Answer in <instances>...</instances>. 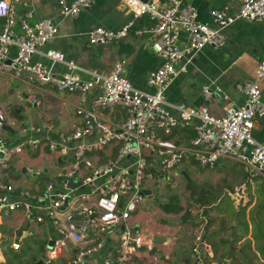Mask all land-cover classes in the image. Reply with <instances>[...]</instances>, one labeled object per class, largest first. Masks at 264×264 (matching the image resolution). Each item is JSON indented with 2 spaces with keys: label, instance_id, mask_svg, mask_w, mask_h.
I'll list each match as a JSON object with an SVG mask.
<instances>
[{
  "label": "built area",
  "instance_id": "2783aa9c",
  "mask_svg": "<svg viewBox=\"0 0 264 264\" xmlns=\"http://www.w3.org/2000/svg\"><path fill=\"white\" fill-rule=\"evenodd\" d=\"M14 1L0 0V77H25L31 87L52 86L59 92L76 93L82 103L90 93L95 94L89 108L77 109L80 125L72 132L56 133L53 124L21 125L0 108V222L20 213L30 227L26 236L48 223L54 234L49 238L53 246L46 250L45 263L65 259L66 264H148L147 260L160 264L155 254L164 243L156 245V238L134 231L128 222L148 200L143 192L176 179L186 160L211 170L224 159L242 165L243 183L231 195L238 203L248 201V184L258 180L264 186V143L253 136L257 120L264 116V54L257 58L255 78L239 86L245 96L243 106H235L215 84L202 88L206 105L198 109L170 103L166 96L170 85L187 73L202 50L225 47L226 28L240 21L264 22V0H240L235 13L226 6L214 10L211 15L216 27L202 23L196 8L185 0H166L164 9L123 0L132 15L128 24L117 32L93 29L88 42L110 45L129 35L139 18L153 19L152 48L161 60L147 78L153 92L136 89L122 75L123 62L107 74L92 73L60 51H43L57 36V26L51 19L35 24L21 20L18 26ZM93 4L94 0H58L65 18H77ZM35 55L48 60L50 66L34 62ZM56 65L66 71L54 73ZM83 72L89 80L82 78ZM215 98L226 103L222 116L210 110ZM18 100L20 104H39L34 94ZM115 109L122 113L120 121L105 116ZM5 126L18 133L19 142H8L3 135ZM189 130L193 135L181 139ZM28 154L40 160V165L24 168L28 177L42 178L33 188L16 185L8 175L13 160ZM51 173L54 182L47 178ZM11 246L18 251L21 244L17 241ZM192 252L195 264H208L207 258L212 256L200 236ZM146 254L153 256L146 259ZM169 255L166 253V260Z\"/></svg>",
  "mask_w": 264,
  "mask_h": 264
},
{
  "label": "crops",
  "instance_id": "0c3cea01",
  "mask_svg": "<svg viewBox=\"0 0 264 264\" xmlns=\"http://www.w3.org/2000/svg\"><path fill=\"white\" fill-rule=\"evenodd\" d=\"M139 1L153 3L159 9L167 7L166 0ZM185 3L194 6L198 12L199 20L210 27H216L211 15L214 10H219L226 6L230 8L232 13H235L240 8V0H185ZM12 5L15 9L18 26L21 20H25L29 24H35L44 19H51L57 26V36L48 42L42 49L43 51L47 49L60 51L65 54L68 60L74 61L83 70L92 73L107 74L113 70L117 63L123 62L122 75L136 89L144 92H153L147 86V78L161 65L159 56L152 48L150 30L156 25L153 19L147 16L139 18L136 22V27L131 30L129 35L110 45L93 46L88 42V33L93 29L101 27L117 32L128 24L132 15L123 0H94V4L84 10L77 18L62 17L58 0H17ZM1 25L2 20L0 19V29ZM138 31L141 34H138ZM224 35L226 37L224 48L214 49L206 47L196 56L193 65L189 67L187 73L178 77L170 85L166 93L167 100L170 103H183L190 108L198 109L206 105L201 93L202 88L206 85L215 84L223 89V92L235 106L244 105L245 96L240 91L239 86H243L255 78L257 58L264 54V22L247 23L240 21L226 28ZM12 53L14 54L15 50ZM33 61H41L45 65L50 66L48 60L40 55H35ZM52 70L58 74L66 71L62 65H56ZM81 76L85 80L90 79L87 73L83 72ZM261 91L264 103V79L261 81ZM30 94L35 95L39 104H20L19 96L26 98ZM0 96L9 98L8 101L0 103V108L5 110L9 118L17 120L21 125L53 124L56 133H65L72 132L80 125L77 109L81 106L89 108L95 94L90 93L87 97V102L82 103L81 97L76 93L59 92L52 86L31 87L25 77L15 79L2 76L0 77ZM209 107L213 115L222 116L226 103L222 98H215L209 104ZM105 116L112 121H120L123 117L122 113L116 109L105 112ZM7 127L9 129L4 130V133L9 134L6 138L8 142L11 144L19 142L18 133L10 132L11 128ZM253 136L258 142L264 143V116L257 120ZM38 165H40V160L36 159L34 155L28 154L23 157H16L8 172L9 179L16 185L33 188L42 178L35 179L33 175L28 177L23 174V170H25V166L36 167ZM197 166L199 165L193 160L184 161L179 168L180 176L184 175L187 177L189 173L196 172L198 170ZM199 167L211 173H216L217 171V167L214 170ZM242 171L243 175L239 179L241 180L240 183H243L244 180V170L242 169ZM256 181L258 180L254 182ZM168 183H172V180H168L163 184L166 185ZM152 197L153 199L146 201H149V203L154 201L153 191ZM146 204L145 202L141 206L140 210L128 222V225L134 231H141L146 236H153L156 240L160 238L165 240L164 245L161 246L162 249L155 256L159 259L160 264H169L172 256L171 245L176 241V232L169 233V229L164 227H161L162 232L152 231L155 223L151 220L150 212L145 210ZM217 212L221 221L226 223L228 216L224 210L220 208ZM224 216L226 217L225 219ZM0 227L16 228V237L20 244H22L21 241H26L33 234H36L39 229L43 230L45 228L48 232L51 230L50 225L47 223L32 230L31 234L26 236V232L30 231V227L28 222L23 220L20 213H14L10 217L3 219L0 222ZM226 227L221 229L219 225L215 229H208L204 232L196 231L197 235L191 238V242L189 241L190 237L187 238L184 235L183 238H179L177 241H180L181 246L191 245V250H193L195 239L200 236L202 241L210 248L212 256L207 259L208 264H212V262L217 260L216 256H214L213 248L220 247V251H225L228 247L234 250L233 247H230L234 240V226L230 227L232 235L228 239L222 237L224 231H228V226ZM238 227L239 225L237 229L241 230ZM231 228H233V231ZM19 234H21V237ZM50 237H48V242H46V250L48 249ZM246 240H248V235L243 238L242 242ZM17 241L8 243L12 245ZM116 241L117 237L115 236L112 240L113 244L111 243L113 247L111 250L115 248ZM166 253L170 254L168 260L165 259ZM152 256L153 254H146L145 258H151ZM147 262L151 264L150 260H147ZM3 263L5 262L3 261Z\"/></svg>",
  "mask_w": 264,
  "mask_h": 264
},
{
  "label": "rangeland",
  "instance_id": "374dc122",
  "mask_svg": "<svg viewBox=\"0 0 264 264\" xmlns=\"http://www.w3.org/2000/svg\"><path fill=\"white\" fill-rule=\"evenodd\" d=\"M6 96H0V103L8 101ZM9 134L4 133V137L7 138ZM194 173H189L187 177L179 175L176 179L172 178V183L164 185L158 183L152 187L153 194L155 196L154 201H146L145 210L151 214V220L154 221L155 226L152 227L154 232H162L161 227L169 229V233L176 232L175 239L171 245V260L169 264H195V258L192 252V246H181L179 238L196 237V231H205L208 229H215L217 226L225 228L228 226V231H224L223 238L228 239L232 234L230 227L234 226L233 242L230 247H227L225 251H220V247L213 248L214 256L217 260L212 264H234L240 262V252L247 255L248 261H254V264H262L260 257L256 260L255 246L260 243L259 248L264 255V213H262V207L257 201L258 190L262 188V184L259 181L254 184H248L246 195L248 201L251 203H238L237 199L231 197L234 196L236 189L241 185L239 180L243 175V167L240 164L229 160H221L217 165L216 173H211L201 169ZM223 174V175H219ZM51 181H55L54 174H50L47 177ZM250 204L247 208L245 204ZM224 210L228 219L226 223L221 221L218 217V209ZM240 221L249 220L248 234L243 230L237 229L238 216ZM226 217L224 216V219ZM225 225V226H223ZM227 228V227H226ZM239 228V227H238ZM53 231L38 230L36 234H33L29 239H26L27 243L33 244V240L42 242L46 246L48 237L53 236ZM254 234V236H253ZM245 235H248V240L242 242ZM255 237V238H254ZM259 240H263L258 241ZM32 239V240H31ZM7 242L17 241L16 228L9 229L8 227H0V264L6 262V258L3 253V244ZM24 241H21L24 244ZM242 242V243H241ZM251 243L252 249L249 244ZM44 246V253L46 248ZM218 246V245H217ZM35 250V249H34ZM192 252V254H191ZM43 253L44 262L47 261ZM216 254V255H215ZM103 258L101 255L100 259ZM220 259V260H219ZM66 262L65 259H61Z\"/></svg>",
  "mask_w": 264,
  "mask_h": 264
},
{
  "label": "trees",
  "instance_id": "16d2710c",
  "mask_svg": "<svg viewBox=\"0 0 264 264\" xmlns=\"http://www.w3.org/2000/svg\"><path fill=\"white\" fill-rule=\"evenodd\" d=\"M192 135H193V132L189 130V131L185 132V135L181 134L180 137L182 139L185 136H192ZM257 201H259V203L262 207V211H263L262 213H264V187H262L258 190ZM249 205L250 204H247L246 208ZM237 216H238L239 228L241 230H243L246 234H248L249 225L251 224L250 219L248 221L245 219H244V221H240L239 216H241V215L238 214ZM253 236H254V234H253ZM245 237H246V235H245ZM258 241H261V240L258 239ZM259 245H260V243H257L255 246V249H256L255 250V253H256L255 257L257 260L258 256H259L260 257L259 259H262L261 263L264 264V255L262 254L263 252L260 250ZM44 246L45 245L42 242H38L36 240H33L32 245L25 241L24 244H21L20 249L18 251H15V250H13L11 243L5 242L2 246L3 253H4V256L6 258V262L4 264H36L38 261L43 259L42 256L44 253ZM249 246L250 247L248 248V250L252 249L251 243L249 244ZM45 248H46V246H45ZM44 255H45V253H44ZM239 256H240V258H239L240 262L239 263L234 262V264H254L253 260L250 262L248 261L247 255L245 256L244 253L240 252ZM46 264H66V262L64 260L58 259V260H54V261H51V262L46 263ZM255 264H257V263H255Z\"/></svg>",
  "mask_w": 264,
  "mask_h": 264
},
{
  "label": "water",
  "instance_id": "95a60500",
  "mask_svg": "<svg viewBox=\"0 0 264 264\" xmlns=\"http://www.w3.org/2000/svg\"><path fill=\"white\" fill-rule=\"evenodd\" d=\"M8 129L9 128L7 126L4 127V130H8ZM23 174H26V170H23ZM70 186H71V188H75L76 187L75 185H72V184ZM143 194L146 195L148 199H153L151 190H146V191L143 192ZM121 225H123V222H121ZM122 228L124 229V227H122ZM231 230L233 231V228H231ZM133 235H135V232H133ZM19 236L21 237V234H19ZM164 242H165V240H161V238H160V239L156 240L155 244L158 245V244H161V243H164ZM52 246H53V240H51L48 243L47 247H48V249H51ZM36 264H46V263L44 262V260H40Z\"/></svg>",
  "mask_w": 264,
  "mask_h": 264
}]
</instances>
